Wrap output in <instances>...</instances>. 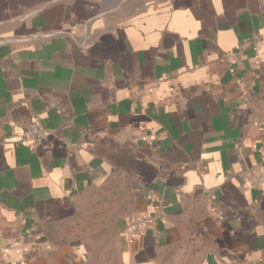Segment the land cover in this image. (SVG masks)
Instances as JSON below:
<instances>
[{"label": "crops", "instance_id": "1", "mask_svg": "<svg viewBox=\"0 0 264 264\" xmlns=\"http://www.w3.org/2000/svg\"><path fill=\"white\" fill-rule=\"evenodd\" d=\"M263 172L264 0H0V264H86L101 209L120 264H264Z\"/></svg>", "mask_w": 264, "mask_h": 264}, {"label": "rangeland", "instance_id": "2", "mask_svg": "<svg viewBox=\"0 0 264 264\" xmlns=\"http://www.w3.org/2000/svg\"><path fill=\"white\" fill-rule=\"evenodd\" d=\"M62 233L66 238L65 244L71 239L85 242L90 255L86 264H120L113 236L102 224H77L75 227L63 228ZM192 250L193 248H185L175 254L169 252L158 264H197V260L191 255Z\"/></svg>", "mask_w": 264, "mask_h": 264}, {"label": "built area", "instance_id": "3", "mask_svg": "<svg viewBox=\"0 0 264 264\" xmlns=\"http://www.w3.org/2000/svg\"><path fill=\"white\" fill-rule=\"evenodd\" d=\"M257 41L258 38L256 36L244 38L240 41L239 48L245 49L247 47H250L255 52V54H257ZM47 134L48 131L42 123L41 119L38 116H32L29 119L28 123L22 129L19 136V141L32 147L44 141L47 137ZM246 176L250 184L260 185L261 187H264V172L258 174L246 173ZM163 216V212H159L155 213L152 216L145 215L131 217L128 221V226L131 234L134 236H139L145 226L161 221Z\"/></svg>", "mask_w": 264, "mask_h": 264}, {"label": "trees", "instance_id": "4", "mask_svg": "<svg viewBox=\"0 0 264 264\" xmlns=\"http://www.w3.org/2000/svg\"><path fill=\"white\" fill-rule=\"evenodd\" d=\"M102 213H103V211H102V209L100 210V211H98V212H95V213H89L88 214V216L86 217V218H83L82 220H80L77 224L78 225H81L82 223H88V224H91V226H94V225H99V224H102L103 222H104V220L106 219V218H104V217H102ZM97 222H99L98 224H97ZM77 224H76V226H77ZM73 227H75V226H73ZM193 246L194 245H192L191 244V242H189V241H185V243H183V244H176V246H174V247H172V248H168L167 249V251L164 253V255L162 256V258L160 259V260H162L163 261V257H165L166 258V255L170 252L171 254L173 253V254H175V253H177L178 251H182V250H184L185 248H189V249H191V248H193ZM194 250H195V248H193V250H192V252H191V255H192V257H194L196 260H197V264H199V259L198 258H196V252H194ZM161 261V262H162ZM160 262V263H161Z\"/></svg>", "mask_w": 264, "mask_h": 264}]
</instances>
